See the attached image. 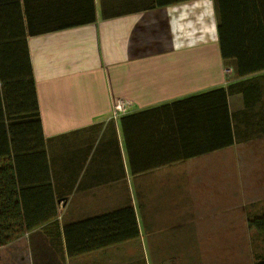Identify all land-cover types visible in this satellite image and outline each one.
Listing matches in <instances>:
<instances>
[{
	"label": "crops",
	"instance_id": "1",
	"mask_svg": "<svg viewBox=\"0 0 264 264\" xmlns=\"http://www.w3.org/2000/svg\"><path fill=\"white\" fill-rule=\"evenodd\" d=\"M67 1L0 0V175L5 168L29 214L50 215L53 202L57 213L0 249V264H255L244 225L229 216L243 206L245 185L264 176V132L247 129L264 121V0L241 4L253 9L243 22L263 30L251 49L229 56L218 0H93L95 21L30 34L38 7L58 22ZM22 39L41 139L25 122L32 108L28 76L17 73ZM239 68L255 72L239 77ZM239 81L252 87L227 97L233 144L185 158L179 128L199 142L210 122L161 108ZM117 101L125 111H114ZM127 206L137 238L68 256L65 226Z\"/></svg>",
	"mask_w": 264,
	"mask_h": 264
},
{
	"label": "trees",
	"instance_id": "2",
	"mask_svg": "<svg viewBox=\"0 0 264 264\" xmlns=\"http://www.w3.org/2000/svg\"><path fill=\"white\" fill-rule=\"evenodd\" d=\"M183 1L186 0H154V5L162 6ZM246 2L247 0H218L220 21L217 26V33L224 56H229L231 51H237L238 49L241 51L251 49L253 34L262 33V24L243 22L244 19L252 15L253 10L251 6H241V4L245 5ZM102 13L104 16L112 14L111 9L107 7H102ZM60 15L62 20L53 22L51 20L52 14L49 12L44 13V9L38 7L35 23L30 19V34H43L61 28L78 26L95 21L93 0H69L67 1V9H64ZM239 20L240 22H238ZM17 44L21 52L18 59L15 57L17 60L16 63L20 65L17 73L21 74L22 77L28 76L27 81L31 85L30 106L32 109L25 116V122L30 123V127L34 129L35 136L39 133L41 139L39 110L37 101L34 98L29 58L25 51L23 39ZM12 59L13 57L9 58L10 61ZM253 72L255 71L239 68L237 75L244 77L254 74ZM3 78V80H7L5 76ZM251 87L252 84L250 81H239L229 85L227 88L220 87L212 89L161 108L163 111L175 113L176 119L178 120H180V116L182 118L194 119L195 115H197L201 118L202 126L204 125L202 123L204 120L210 122V128L207 130L209 132L206 131L199 138V142L188 139V136L183 133V128H179L182 147L190 148L184 154L185 158L233 144L234 127L228 110L227 97L233 92H243L246 95L251 90ZM249 106L253 108L255 105H249L246 101V107L249 108ZM11 118L13 119L14 117L10 116L9 119V122L13 125L14 123ZM263 122L259 121L261 132H264ZM1 170L4 171L0 175V192H2L0 193V249L15 242H24L25 235L28 232L55 218L57 214L54 202L50 215L29 214L27 212L29 206L26 205L25 201H21V205L16 198L15 192L11 191V185L6 183L9 178L7 170L5 168ZM249 225L254 227L258 234H264V214L251 219ZM139 234L138 223L132 206L79 221L67 225L63 229L66 251L70 257L135 239ZM255 264H264V257L256 256Z\"/></svg>",
	"mask_w": 264,
	"mask_h": 264
},
{
	"label": "rangeland",
	"instance_id": "3",
	"mask_svg": "<svg viewBox=\"0 0 264 264\" xmlns=\"http://www.w3.org/2000/svg\"><path fill=\"white\" fill-rule=\"evenodd\" d=\"M256 119L254 120V123ZM251 134L259 130V127L251 125L249 128ZM257 134V133H255ZM246 198L243 201V206L239 205L234 209L233 214L229 216V223L242 224L245 227V240H246V257L250 254L253 258L256 256L264 257V234H258L254 227L249 225V221L255 217H259L264 214V176L261 177L259 184L245 185ZM185 202V201H184ZM187 215L185 212L179 218L182 220ZM167 226V224H165Z\"/></svg>",
	"mask_w": 264,
	"mask_h": 264
},
{
	"label": "built area",
	"instance_id": "4",
	"mask_svg": "<svg viewBox=\"0 0 264 264\" xmlns=\"http://www.w3.org/2000/svg\"><path fill=\"white\" fill-rule=\"evenodd\" d=\"M114 111H116V112L125 111V105H124V103H122L121 101H117L114 104Z\"/></svg>",
	"mask_w": 264,
	"mask_h": 264
}]
</instances>
